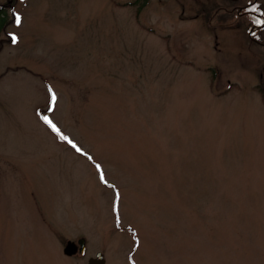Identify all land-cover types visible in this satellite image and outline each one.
<instances>
[{
  "label": "rangeland",
  "instance_id": "1",
  "mask_svg": "<svg viewBox=\"0 0 264 264\" xmlns=\"http://www.w3.org/2000/svg\"><path fill=\"white\" fill-rule=\"evenodd\" d=\"M0 7V264H264V47L226 2Z\"/></svg>",
  "mask_w": 264,
  "mask_h": 264
},
{
  "label": "flooded vegetation",
  "instance_id": "2",
  "mask_svg": "<svg viewBox=\"0 0 264 264\" xmlns=\"http://www.w3.org/2000/svg\"><path fill=\"white\" fill-rule=\"evenodd\" d=\"M220 1L229 5V12L234 11L232 14L236 18L235 28L242 31L247 36V40L256 47H264V0ZM260 65L261 70H258L260 74L257 77L260 83L258 88L264 86V61Z\"/></svg>",
  "mask_w": 264,
  "mask_h": 264
},
{
  "label": "water",
  "instance_id": "3",
  "mask_svg": "<svg viewBox=\"0 0 264 264\" xmlns=\"http://www.w3.org/2000/svg\"><path fill=\"white\" fill-rule=\"evenodd\" d=\"M84 248L83 239H77L75 242L66 241L62 248V254L65 257H71L75 254L82 255L84 253ZM86 264H104V258L100 253H97L93 258H89Z\"/></svg>",
  "mask_w": 264,
  "mask_h": 264
},
{
  "label": "snow or ice",
  "instance_id": "4",
  "mask_svg": "<svg viewBox=\"0 0 264 264\" xmlns=\"http://www.w3.org/2000/svg\"><path fill=\"white\" fill-rule=\"evenodd\" d=\"M16 22H17V24L20 23V17H19V16L16 17ZM12 39H13V42H15L16 38L13 37ZM54 98H55V97H53V99H54ZM74 147H75V146H74Z\"/></svg>",
  "mask_w": 264,
  "mask_h": 264
},
{
  "label": "trees",
  "instance_id": "5",
  "mask_svg": "<svg viewBox=\"0 0 264 264\" xmlns=\"http://www.w3.org/2000/svg\"><path fill=\"white\" fill-rule=\"evenodd\" d=\"M0 8H1V7H0ZM1 13H3V12H2V10L0 9V16H2V14H1ZM2 26H3V25H2Z\"/></svg>",
  "mask_w": 264,
  "mask_h": 264
}]
</instances>
